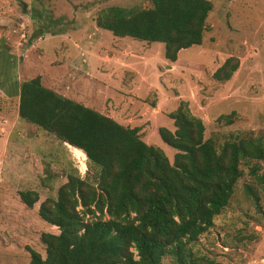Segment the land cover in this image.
<instances>
[{
    "label": "rangeland",
    "instance_id": "obj_1",
    "mask_svg": "<svg viewBox=\"0 0 264 264\" xmlns=\"http://www.w3.org/2000/svg\"><path fill=\"white\" fill-rule=\"evenodd\" d=\"M209 1L201 43L180 49L171 62L162 43L113 36L95 23L101 9L147 7L150 0H0V264H27L28 247L43 256L40 233L57 229L39 218V203L54 198L68 175L90 183L95 177L81 150L17 117L21 81L38 75L41 85L64 97L95 110L104 106L169 162L175 150L157 128L173 130L167 113L179 102L216 145L234 135L264 134V0ZM229 56L237 59L236 70L226 81L214 80L212 72ZM230 111L231 124L217 122ZM244 162L227 205L186 245L195 264H264V191ZM256 165L264 174V161ZM245 184L254 188L256 203ZM20 190L38 194L31 208L20 202ZM159 264H174L173 257L164 255Z\"/></svg>",
    "mask_w": 264,
    "mask_h": 264
},
{
    "label": "trees",
    "instance_id": "obj_2",
    "mask_svg": "<svg viewBox=\"0 0 264 264\" xmlns=\"http://www.w3.org/2000/svg\"><path fill=\"white\" fill-rule=\"evenodd\" d=\"M210 9L209 0H150L147 7L101 9L95 23L113 36L162 43L163 57L172 62L180 49L201 43ZM237 65L229 56L211 77L226 81ZM15 95L18 118L80 149L95 174L94 183L68 175L54 198L39 203L37 215L57 233H40L44 255L28 247L27 264H159L164 255L174 264H195L186 245L227 205L241 162L264 191V174L256 170V162L264 161V134L234 135L216 145L203 138L202 121L184 102L167 113L172 131L157 128L175 150L169 162L160 148L140 139L136 127L44 87L38 75L21 81ZM234 115L216 120L229 125ZM243 189L256 203L254 188ZM17 194L28 208L38 200L33 190Z\"/></svg>",
    "mask_w": 264,
    "mask_h": 264
},
{
    "label": "crops",
    "instance_id": "obj_3",
    "mask_svg": "<svg viewBox=\"0 0 264 264\" xmlns=\"http://www.w3.org/2000/svg\"><path fill=\"white\" fill-rule=\"evenodd\" d=\"M1 27H4L3 25H0V28ZM0 31H1V29H0ZM1 38V37H0ZM8 39H10L9 37H7L5 40H7L8 41ZM13 42H11L10 44H12ZM12 47L14 48V49H16V46L15 45H12ZM14 49L12 50V49H10V53H13V52H15L14 51ZM96 56H100V54L98 53ZM101 58V57H100ZM100 61H102L101 59H99ZM108 61V60H107ZM102 80H104L103 78H101ZM101 80V83L103 84V81ZM46 88H49V87H47V86H45ZM102 87H103V85H102ZM49 89H51V88H49ZM108 89V86L106 87V92H105V90H104V87L102 88V90H103V94H106V96H107V93L109 92V89ZM3 91H5L4 92V94L3 95H5V96H8V90H3ZM54 91V90H53ZM56 92V91H55ZM17 100V99H16ZM82 104V103H81ZM158 104V103H157ZM156 104V106H152V109H154V110H156V112H159L160 111V108H159V106ZM84 105V104H83ZM86 106V105H85ZM88 107V106H87ZM102 107H104V106H101V108L99 107L96 111H98V112H100V113H102V114H105V115H107V116H109L110 118H112L113 120H115L114 119V117H113V115H112V113H106L105 111H103L102 109ZM93 109V108H92ZM95 110V109H94ZM116 121V120H115ZM117 122V121H116ZM121 124V123H120ZM74 149H77V148H74ZM78 150H80V149H78Z\"/></svg>",
    "mask_w": 264,
    "mask_h": 264
}]
</instances>
